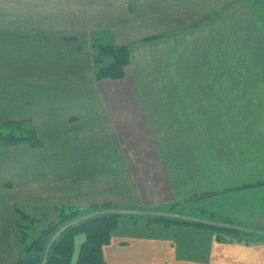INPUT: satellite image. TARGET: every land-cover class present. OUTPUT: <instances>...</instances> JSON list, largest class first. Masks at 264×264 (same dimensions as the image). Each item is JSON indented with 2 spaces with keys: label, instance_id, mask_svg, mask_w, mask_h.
Returning <instances> with one entry per match:
<instances>
[{
  "label": "crops",
  "instance_id": "obj_1",
  "mask_svg": "<svg viewBox=\"0 0 264 264\" xmlns=\"http://www.w3.org/2000/svg\"><path fill=\"white\" fill-rule=\"evenodd\" d=\"M241 3L252 7L250 0H0V125L27 119L44 134L43 128L73 124L72 101L84 95V73H74L73 66L88 63V56H93L99 43L130 46L131 62L124 77L102 80L100 85L109 87L111 94L136 98L129 100L128 106H113L111 117L106 111L110 106L104 104L105 114L95 118L117 121V113L138 122L134 125L138 127L194 128L192 140L197 144L204 141L211 163L196 167L187 176L178 173L181 177L177 182L191 189L196 199L193 206L200 213L227 219L264 235V118L232 121L211 116L208 120L200 118L201 112L218 108L228 112L234 107L249 108L251 95L247 92L257 95L264 88L234 91L194 85L180 87L185 74L192 73V79L200 77L197 63L202 51L214 55L217 47H228L231 42L236 46V41L243 43L247 32L242 29L243 24L234 25L229 19L232 7ZM94 72L92 67L93 78ZM234 96L241 98L234 100ZM176 104L179 113L173 110ZM155 105H161L162 109ZM96 110L102 112L100 107ZM80 111L84 112L83 104ZM163 112H167V118ZM185 112L191 114L184 117ZM76 118L84 119L82 115ZM218 126L223 129L220 134L215 129ZM216 135L226 142L215 141ZM220 147L225 150L221 152ZM30 148L27 145L0 148L1 191L9 190L11 175L6 176V170L13 167L6 168L2 156ZM29 189L38 191L34 186ZM2 202L0 197V207ZM38 204L39 199L32 200L30 205ZM17 205L14 226L9 231H0V240L20 239L17 220L21 212ZM188 230H179L173 236L168 233L128 236L114 232L115 241L104 247V255L108 264H135L137 254L145 253L144 243H137L139 239L149 241L153 248L149 253L166 260L169 257L174 264H264V237L259 242L245 243L232 236V242L223 243L210 229L198 228L194 233ZM180 234L182 242L178 241ZM119 237L128 241L117 242ZM188 240L192 245L186 243ZM7 247L1 244L0 264L9 254ZM180 254L183 256L177 263Z\"/></svg>",
  "mask_w": 264,
  "mask_h": 264
},
{
  "label": "rangeland",
  "instance_id": "obj_2",
  "mask_svg": "<svg viewBox=\"0 0 264 264\" xmlns=\"http://www.w3.org/2000/svg\"><path fill=\"white\" fill-rule=\"evenodd\" d=\"M250 4L252 5L250 8L244 3L235 5L232 7L231 16H229L232 24H243L244 28L242 29L247 31L243 43L240 44V41H236V46H233L231 42L228 47H217L214 55H208V51H202L201 61L197 63L200 77L192 79V73L185 74L186 77L183 78V83L180 82V87L187 88L194 85L200 88L211 86L217 89H236L239 86L242 89L247 87L246 89L249 90L253 87L264 88V72L258 71L260 67L264 68L261 55L264 52V0H250ZM217 19L220 22L221 17ZM236 27H241V25H236ZM106 44L110 43L95 45L94 52L99 50L97 48L99 45ZM88 61V63L75 65L72 69L74 73L78 72L79 74L80 71L84 73V95L78 97V100L72 101L75 118L73 124L66 122L64 127L43 128L44 134H40L34 125L38 137L44 142L42 146L21 144L31 147V150L17 151L14 152L15 154L11 152V154L2 156V159H5L6 168H10L12 165L13 167L6 170V176L11 175L8 176L11 177L9 178L11 181L8 182L9 190H0V197L3 201L0 207V231H9V228L14 226L13 222L16 218L14 206L18 204L19 211L36 219V221H31L19 213L18 232L21 231L19 224L23 225L25 222L30 224L36 222L37 229H41V227H47L49 223L57 221L59 226L53 239L72 223H81L87 218L111 213L120 217L119 225L115 229V233L120 235L131 236L145 233L166 235L168 233L173 236V233L179 230L183 232L189 229L188 231L194 233L198 232L196 229L201 228L205 231L210 229L211 234H215L218 240V231L215 229L214 232L211 225L241 231L240 235H229V232L226 235L227 239H231V236L241 237L242 241L238 240V242L247 243L263 239L264 235H261L257 230L255 232L252 231L253 229L235 225L227 219H216L208 213H200L193 206L196 199L192 197L191 189L177 182V179L181 177L177 175L178 173L184 172L187 176L193 172V169H197L196 167L211 163L207 159L208 146L204 144V141L197 144L192 140L194 128L185 130L184 128L167 129L158 126L154 128L138 127L134 126L138 122H131L128 117L117 113L115 114L117 121L112 119L110 121L109 118L104 120L95 118L98 114H105L104 104L110 106L109 108L107 106L106 111L111 117L113 116V106H128L129 100L132 101L136 97L117 96L109 93L112 90L106 85L101 86L100 81L113 78L99 80L95 77V72L94 78L91 77L92 67L95 68L94 54L91 58L88 56ZM234 61L236 63H233ZM258 66L259 68H257ZM225 73H228L231 78L229 79L231 86L223 84L226 81L223 76ZM209 77H214L210 80L211 83L208 80ZM258 79L262 80L260 85L256 82ZM116 91L121 92L123 89ZM179 98L187 97L179 96ZM198 98L202 99L201 96ZM240 98L234 96V100H240ZM248 98L250 100L247 104L251 105L249 108L246 106L234 107L232 112L222 111L218 108L217 111L201 112L200 118L208 120L211 116L213 117L211 119L224 118L231 121L249 117L264 118V112H261L264 92L260 91L257 95L253 93ZM154 99L156 98L154 97ZM82 104L84 105L83 113L80 111ZM252 105H256V107H252ZM98 107L102 112L97 113ZM154 107L162 109L161 105ZM203 108L205 109L204 106ZM177 109H179L178 105L173 110ZM245 109H253L257 112H247ZM179 112L176 111V113ZM190 114V112H185L184 117ZM81 115L84 117L83 121L80 120ZM163 115L167 118V112H163ZM76 116L80 118L79 121ZM30 125L23 130L1 126L0 131L19 134L26 131L29 133ZM217 128L215 129L220 134L223 129L220 126ZM185 131L186 135L183 134ZM215 138V141L226 142L225 138L219 139L218 135ZM214 150L218 151L216 147ZM220 150L222 152L225 148L220 147ZM166 153H170L169 156ZM6 180L8 179L6 178ZM31 186L36 187L38 191L30 190ZM4 199H7L8 202ZM37 199L40 201L38 206L30 205L32 200ZM67 212L69 215L65 214ZM63 223L67 224L63 225ZM182 238L180 234L178 241L182 242ZM85 239V233L77 236L78 248ZM123 240L128 241L125 237H119L117 242H123ZM113 241H115L114 234L110 243ZM230 242L232 240L223 243ZM2 243L9 248V254L4 256L2 264L17 263L18 258L23 255L20 240H0V247ZM137 243H144L142 251L145 253L137 254L135 264H174V260L169 257L166 260V257L157 258L156 255L149 253L151 249L153 250L149 241L137 239ZM186 243L192 245L190 244L192 241ZM106 245L103 246V253ZM182 256L180 254L176 257L177 263H180L178 260ZM184 256L186 258V255ZM46 258L45 255L43 260L46 261ZM105 261L108 264L106 258ZM186 261H188L187 258ZM185 264L192 263L186 262Z\"/></svg>",
  "mask_w": 264,
  "mask_h": 264
},
{
  "label": "trees",
  "instance_id": "obj_3",
  "mask_svg": "<svg viewBox=\"0 0 264 264\" xmlns=\"http://www.w3.org/2000/svg\"><path fill=\"white\" fill-rule=\"evenodd\" d=\"M97 48L99 50L96 53L94 52L95 77L99 80L104 78H123L125 75V68L131 62L130 46L106 44L99 45ZM261 55L263 58L262 62H264V52H262ZM233 63L236 62L234 61ZM233 67L232 65L231 68L233 69ZM257 68H259V66ZM258 71L264 72V68L260 67ZM223 76L226 81H224V83L220 82L231 86L229 74L225 73ZM211 79H214V77ZM211 79H208L210 83ZM256 82L260 85L262 80L258 79ZM214 83L216 82L214 81ZM246 88L242 89L238 86L234 91H248L249 89ZM250 90L256 91L255 87ZM247 93L251 95L252 92ZM29 125V133L26 131H23V134L0 131V148L21 144H30L35 147L42 146L44 142L38 137L31 120L5 121L1 123L0 127L9 126L14 129L20 128L23 130ZM21 214L26 219L29 218L31 221H36V219L23 211ZM65 214L69 215V212ZM119 218V215L114 213L96 215L85 219L81 223H72L63 229L54 239L53 236L56 234L59 226L57 221H53L49 223L47 227H41V229H37L36 222H34V224L27 222L23 225L19 224L21 229V231H19V240L21 242L23 255L18 258L15 264H107L104 258L103 246L110 243L111 237L119 225ZM66 224L67 223H63V225ZM195 224L202 225L201 223ZM210 227L214 232L215 229L218 231V241L221 242L231 241V239H227L228 237H226L228 232L229 235L235 236L241 233V231L239 232L232 228L211 225ZM82 233H85L86 239L81 242L78 248L76 238ZM240 238L241 237L237 239L242 241ZM45 255L47 257L46 261L43 260Z\"/></svg>",
  "mask_w": 264,
  "mask_h": 264
}]
</instances>
